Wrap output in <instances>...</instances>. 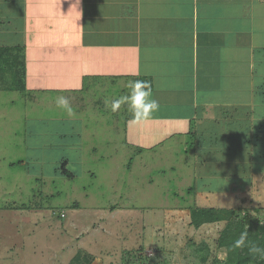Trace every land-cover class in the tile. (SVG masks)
<instances>
[{"label": "rangeland", "instance_id": "374dc122", "mask_svg": "<svg viewBox=\"0 0 264 264\" xmlns=\"http://www.w3.org/2000/svg\"><path fill=\"white\" fill-rule=\"evenodd\" d=\"M256 31L255 43L262 45L255 52L258 77L248 91V65L238 64L246 70V105L220 122L223 134L214 141L176 138L162 150L142 152L164 136L137 137L135 128L148 125L131 122L128 104L110 110L111 101L131 89L110 87L106 78L100 90L82 78L88 88L82 94L50 91L34 99L27 91L2 89L9 77L0 80V264H69L77 256L86 264H213L224 223L196 229L191 208L232 209L262 221L264 29ZM212 59L202 73L218 74L210 86L214 100L235 99L239 93L227 91L230 79L221 75L228 64ZM61 96L71 115L57 106ZM62 162L73 177L57 173ZM202 243L209 249L205 263L196 258Z\"/></svg>", "mask_w": 264, "mask_h": 264}, {"label": "crops", "instance_id": "0c3cea01", "mask_svg": "<svg viewBox=\"0 0 264 264\" xmlns=\"http://www.w3.org/2000/svg\"><path fill=\"white\" fill-rule=\"evenodd\" d=\"M261 29L264 0H0V48L23 49L25 90L20 94L27 91L33 99L50 91L82 94L88 90L82 78L98 90L105 78L110 87L124 89L129 79L150 83L153 95L159 93V110L145 122L150 128H135V135L164 137L142 152L162 150L176 138L214 141L223 134L220 122L237 117L240 105H246V70L238 64L248 65V91L258 77L255 52L262 45L254 35ZM212 57L228 64L221 74L230 79L224 87L242 98L214 100L210 86L218 74L202 73L209 71ZM237 78L242 85L235 84Z\"/></svg>", "mask_w": 264, "mask_h": 264}, {"label": "trees", "instance_id": "16d2710c", "mask_svg": "<svg viewBox=\"0 0 264 264\" xmlns=\"http://www.w3.org/2000/svg\"><path fill=\"white\" fill-rule=\"evenodd\" d=\"M24 77L23 49L1 47L0 80L8 78L7 84L2 89L23 92L25 90ZM65 163L62 162L61 168H57L56 171L58 174L61 173L71 178L73 175L67 171ZM189 216L190 225L196 229L205 224L224 223L216 240L217 254L213 264H264V257L252 255L247 247L248 244H256L264 248V242L261 239V235H264V218L261 221L249 213H244L242 217H239L232 209L214 208H191ZM244 232H247V240L245 245H239L237 242ZM208 254L209 249L204 243L196 248V258L200 263L206 262ZM85 260V256H77L69 264H86Z\"/></svg>", "mask_w": 264, "mask_h": 264}, {"label": "clouds", "instance_id": "9594fccd", "mask_svg": "<svg viewBox=\"0 0 264 264\" xmlns=\"http://www.w3.org/2000/svg\"><path fill=\"white\" fill-rule=\"evenodd\" d=\"M59 14L63 15L62 12ZM128 86L131 89L130 93L112 101L111 109L115 112L120 109L121 104L127 103L132 112L131 122L133 124H143L153 118V114L159 110V103L152 98L153 93L149 82L134 80L130 81ZM56 103L58 107L65 109L70 115L72 114V109L65 97H59ZM246 240L247 232H244L241 234V238L237 243L239 245H245ZM247 247L252 255L264 257V248L256 244H248Z\"/></svg>", "mask_w": 264, "mask_h": 264}]
</instances>
